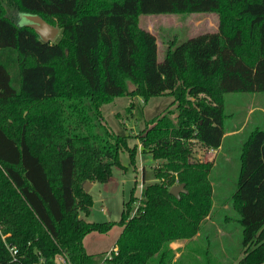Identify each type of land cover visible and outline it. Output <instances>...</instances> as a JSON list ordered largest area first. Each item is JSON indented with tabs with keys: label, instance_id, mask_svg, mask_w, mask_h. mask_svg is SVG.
Wrapping results in <instances>:
<instances>
[{
	"label": "trees",
	"instance_id": "obj_1",
	"mask_svg": "<svg viewBox=\"0 0 264 264\" xmlns=\"http://www.w3.org/2000/svg\"><path fill=\"white\" fill-rule=\"evenodd\" d=\"M210 12L220 16L218 30L172 43L160 62L157 37L140 27L142 15ZM22 14L58 26L60 37L43 42L17 23ZM230 92L264 93V0H0V264H58L60 255L99 264L107 252L88 254L84 238L115 224L123 227L119 264H206L215 164L191 162V143L223 148ZM125 96H171L178 107L148 121L131 145L102 112ZM121 151L132 165L139 152L164 161L155 169L160 181L140 197L133 189L119 221L89 222L81 213L94 201L84 184H106ZM176 184L187 190L179 199L170 192ZM236 187L231 203L243 238L236 264H264V130L242 146ZM183 240L176 259L170 245Z\"/></svg>",
	"mask_w": 264,
	"mask_h": 264
},
{
	"label": "rangeland",
	"instance_id": "obj_2",
	"mask_svg": "<svg viewBox=\"0 0 264 264\" xmlns=\"http://www.w3.org/2000/svg\"><path fill=\"white\" fill-rule=\"evenodd\" d=\"M12 12L13 10L10 9L9 13ZM139 19L140 27L157 37L160 62L172 43L177 46L194 36L216 32L220 16L210 12L142 15ZM17 23L21 26L27 25L26 15H18ZM60 35L61 30L56 41ZM10 73L13 86L17 87L16 67L11 66ZM224 102L228 116L225 128L229 132L227 133L229 137L225 135L223 148L214 152L206 149L198 141L191 143L193 154L191 162H214L215 164L211 173L213 188H215V209L211 217L205 221L203 228L205 245L207 240L210 241V251L206 256L209 264H236L242 258V225L231 203L232 195L237 188L236 183L240 174L242 146L253 130L257 128L264 130V93L230 92L225 95ZM177 107L178 103H175L171 96L154 97L148 101L141 97L125 96L104 105L102 112L107 127L118 135H130V144L135 145L139 143V139L135 136L146 128L148 121L176 112ZM137 156L136 165H132L126 151L119 153L120 164L112 168V178L106 184L96 183L93 189L90 186L89 192L92 194L94 204L88 215L81 213L82 218L95 223L117 222L124 211V203L129 201L133 189L135 196L140 197L141 186L145 187L147 184L160 181L156 179L155 169L162 166L164 161H156L150 154L140 152ZM120 230H123V227L115 224L107 235L100 238L101 243L106 244L113 240ZM98 235L100 234L96 233L91 236ZM186 243L187 241L183 240L170 245L176 252V259L181 254L180 250L186 251ZM192 245L196 246L195 242Z\"/></svg>",
	"mask_w": 264,
	"mask_h": 264
},
{
	"label": "water",
	"instance_id": "obj_3",
	"mask_svg": "<svg viewBox=\"0 0 264 264\" xmlns=\"http://www.w3.org/2000/svg\"><path fill=\"white\" fill-rule=\"evenodd\" d=\"M27 26L32 28L39 38L45 43H54L56 38L60 32L58 26L51 25L50 23L46 22L41 16L37 15H27ZM92 186V183H85L84 190L85 192H89V188ZM171 194H173L176 198H180L182 192L186 193L187 190L184 188V185L173 186L171 188Z\"/></svg>",
	"mask_w": 264,
	"mask_h": 264
},
{
	"label": "built area",
	"instance_id": "obj_4",
	"mask_svg": "<svg viewBox=\"0 0 264 264\" xmlns=\"http://www.w3.org/2000/svg\"><path fill=\"white\" fill-rule=\"evenodd\" d=\"M141 188L143 189V186H141ZM141 189V190H142ZM143 191V190H142ZM142 193V192H141ZM140 206V201H136L134 203L133 206V211H131V216H134L138 210ZM0 232L2 233V229L0 226ZM9 235H2V238L4 240L5 245L8 247L10 255L12 257L13 260H18L19 259V250L16 246H11L7 243L6 239ZM119 254V247L115 245V247H113L110 251H108L105 256L103 257V261L100 262L99 264H119L118 262H116L115 257L118 256ZM56 262L58 264H72L71 261H69L68 257L66 255H60L56 257ZM34 264H38V263H34Z\"/></svg>",
	"mask_w": 264,
	"mask_h": 264
},
{
	"label": "crops",
	"instance_id": "obj_5",
	"mask_svg": "<svg viewBox=\"0 0 264 264\" xmlns=\"http://www.w3.org/2000/svg\"><path fill=\"white\" fill-rule=\"evenodd\" d=\"M228 135L229 134H227L226 136L229 137ZM218 150H221V148H219ZM218 150H215L214 152H216ZM96 183H92L91 189H93L96 186ZM122 231L123 230L118 231L117 234L115 235V238L113 240L108 241L106 244L101 243L102 239H100V238H103L102 236L107 235L109 232L107 234H101V233L97 232V234H100L98 236H91V235H94L96 233H91V234L87 235L83 241V244L85 245V249H86L87 253L90 255H98V254L106 253V252L110 251L113 247H115L116 241H117V239H118V237Z\"/></svg>",
	"mask_w": 264,
	"mask_h": 264
}]
</instances>
